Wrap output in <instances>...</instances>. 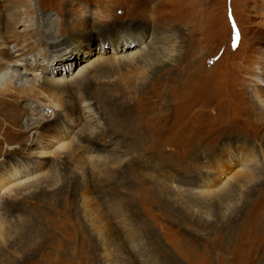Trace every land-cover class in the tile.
<instances>
[{
	"label": "rangeland",
	"instance_id": "obj_1",
	"mask_svg": "<svg viewBox=\"0 0 264 264\" xmlns=\"http://www.w3.org/2000/svg\"><path fill=\"white\" fill-rule=\"evenodd\" d=\"M29 2L0 0L10 53ZM35 3L82 50L45 64L37 140L0 105V264H264V0Z\"/></svg>",
	"mask_w": 264,
	"mask_h": 264
},
{
	"label": "bare ground",
	"instance_id": "obj_2",
	"mask_svg": "<svg viewBox=\"0 0 264 264\" xmlns=\"http://www.w3.org/2000/svg\"><path fill=\"white\" fill-rule=\"evenodd\" d=\"M108 3L110 4L112 2ZM28 5L30 9L28 8L29 6L22 3L13 5L10 7L8 14L9 21L18 24L17 27L19 29L22 28L24 32L23 38L25 40H23L21 44L19 43L15 46V48L19 50L18 53H10L5 41L0 39V105L7 100L18 103L22 101V98H30V100H32V105L29 107V110H27L29 111V116H31L29 119L33 122L37 121L40 124L29 129V139L37 140L42 135V123L46 120L44 114H46L45 112L47 111V107L44 108L45 104L39 100V97L45 95L48 97L49 95L43 91V88L44 86H50L55 83L42 74L43 71L47 69L45 64L49 65L48 61L54 60L57 64L66 65V69L70 68L71 64L76 61V59L80 58L82 48L75 47L72 49L71 43L67 44L66 41L63 42V40L59 38L58 29L60 22L49 23L51 27L55 29H50L46 33H42V27L48 25L43 18V16H45L44 12L36 6L35 0H30ZM102 6L108 11H113L114 8L113 5H111L112 7L109 5L110 8L105 5ZM35 26L37 27L35 28ZM19 32L20 30H18L17 33ZM124 47L125 44L122 46V49L126 50ZM65 50L67 53L61 52ZM31 55H39V60H42L37 67L38 71L31 68L35 65L33 64L34 61L28 58ZM105 59L97 63L95 62L96 65H101L104 62H112ZM89 80L90 79L86 75L80 76L79 79L76 80L77 83H79L78 89L82 90L84 83L89 85ZM50 100L52 101V99ZM52 103L56 108H61L63 106L62 102L58 98L56 99V97L53 98ZM82 105L84 106L82 110L88 120L96 122L97 116L90 106L91 104L89 105L86 101H83ZM72 108L75 107L72 106ZM32 112L35 113L33 114ZM67 112H69V110Z\"/></svg>",
	"mask_w": 264,
	"mask_h": 264
},
{
	"label": "snow or ice",
	"instance_id": "obj_3",
	"mask_svg": "<svg viewBox=\"0 0 264 264\" xmlns=\"http://www.w3.org/2000/svg\"><path fill=\"white\" fill-rule=\"evenodd\" d=\"M237 39H239V34L237 33V37H236Z\"/></svg>",
	"mask_w": 264,
	"mask_h": 264
}]
</instances>
